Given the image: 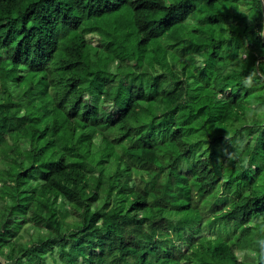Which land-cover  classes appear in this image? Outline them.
<instances>
[{"label":"trees","instance_id":"16d2710c","mask_svg":"<svg viewBox=\"0 0 264 264\" xmlns=\"http://www.w3.org/2000/svg\"><path fill=\"white\" fill-rule=\"evenodd\" d=\"M0 52V264H264V0H0Z\"/></svg>","mask_w":264,"mask_h":264},{"label":"rangeland","instance_id":"374dc122","mask_svg":"<svg viewBox=\"0 0 264 264\" xmlns=\"http://www.w3.org/2000/svg\"><path fill=\"white\" fill-rule=\"evenodd\" d=\"M165 4L166 5H170L172 3V0H164ZM227 25H224V28H226ZM88 38V41H92L93 43L97 42L98 40V37L97 36H93V35H87L86 36ZM4 54L3 52H0V57H3ZM198 59V62L197 64L201 63V58L200 57H197ZM131 64V62H130ZM198 64V65H199ZM117 63H113L110 65V71L112 73H115L116 72V69H117ZM176 67L178 69H180L182 67V64L181 63H177L176 64ZM26 73V69H19V74L21 75H24ZM248 139H250V137L248 136L247 137ZM94 143L96 145H99L100 144V137L96 136L94 138ZM29 148V143L28 141H26L23 145H22V149H28ZM2 168H4V166L2 165ZM249 171L251 172V174H254V168H250ZM94 175H98V173L96 171L93 172ZM222 181H225V179H222L221 180V183ZM9 184H12V183H9ZM61 201H63V199L60 198ZM59 200V201H60ZM9 201H5V202H1L0 205H1V208H3V206L5 204H7ZM5 203V204H4ZM91 203V202H90ZM227 203V199L225 197H217L214 201V205L219 207V208H224V205H226ZM4 204V205H3ZM3 205V206H2ZM96 203H94V201H92V210L94 209ZM8 206H9V203H8ZM65 210H67L69 212V214L67 216H63V218L61 219L62 221V225H61V232H65L67 231L68 229H73L74 228V225L75 223H78L80 218L78 216V213L77 212H73L71 213L70 211H72V209L68 206V205H64L63 207ZM4 209V208H3ZM220 213V211H219ZM31 214V210H27L26 212V215L29 216ZM3 219H5L4 217H1L0 216V225L3 223ZM21 219V217H14L11 215L10 218H7L6 219V222H19ZM261 221V218L260 217H254L251 221H250V225H255L256 223L260 222ZM10 226H7V229L11 230L13 228H11ZM49 232L48 228L46 227L45 223H42L40 226H37L35 224H33L32 222H26V223H23L22 224V227L19 229L18 231V234L21 235V239L17 242L19 244H26L25 245V248L29 247L30 245H34L36 243H38V241L45 237L47 235V233ZM13 233L11 234H8V236L6 237L5 239V242H10V241H13ZM195 239H198L200 237H206L207 239L209 240H214L215 236H214V233L212 231L210 232H200V233H197L194 235ZM177 246L183 250V251H186L187 250V244L184 243V242H179L177 244ZM5 252V254L8 253V250L7 248H4L3 250ZM235 253V256L237 257L238 260H243L244 258L246 257H249L250 259L252 258H256L257 257V253L252 251V250H235L234 251ZM46 257V255H45ZM7 264H12L11 262H7Z\"/></svg>","mask_w":264,"mask_h":264}]
</instances>
